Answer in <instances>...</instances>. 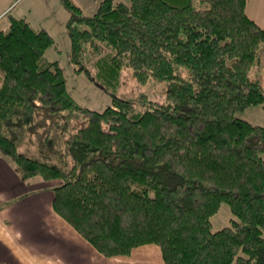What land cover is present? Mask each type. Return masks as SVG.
Segmentation results:
<instances>
[{"label": "trees", "instance_id": "16d2710c", "mask_svg": "<svg viewBox=\"0 0 264 264\" xmlns=\"http://www.w3.org/2000/svg\"><path fill=\"white\" fill-rule=\"evenodd\" d=\"M59 2L72 70L111 103L80 106L58 61L45 60L53 37L10 17L0 30V152L23 179L61 180L54 212L105 257L153 244L164 264H264V127L234 115L264 109V87L249 77L264 29L247 0H101L91 14ZM123 67L140 84L166 80V100L140 96L137 111L116 96ZM30 135L46 147L38 157L21 151ZM222 202L237 220L213 232Z\"/></svg>", "mask_w": 264, "mask_h": 264}, {"label": "crops", "instance_id": "0c3cea01", "mask_svg": "<svg viewBox=\"0 0 264 264\" xmlns=\"http://www.w3.org/2000/svg\"><path fill=\"white\" fill-rule=\"evenodd\" d=\"M21 1L0 0V21L5 17L22 18L33 29L51 34L50 20L46 21L50 18L49 7L59 1L26 0L20 4ZM100 1L75 4L82 11L84 4L88 11L94 12ZM246 14L264 29V0H247ZM55 186L41 178L23 179L0 153V264H163L160 249L155 245L137 247L131 256L101 255L54 212Z\"/></svg>", "mask_w": 264, "mask_h": 264}, {"label": "rangeland", "instance_id": "374dc122", "mask_svg": "<svg viewBox=\"0 0 264 264\" xmlns=\"http://www.w3.org/2000/svg\"><path fill=\"white\" fill-rule=\"evenodd\" d=\"M26 0L21 1L20 4H23ZM59 1V0H58ZM75 2H85L86 0H74ZM128 2L129 0H116ZM51 3L49 24L51 27V36L53 37L57 48H49L45 53L46 61H58L59 66L63 70L64 78L67 85V90L71 97L82 107L102 111L108 107L111 103L110 96L107 93L103 92L97 86L91 84L88 79L83 74H78L74 72L69 61V40L66 34L65 23L68 20L69 14L60 4V2L55 1ZM76 2V3H77ZM17 2V8L20 6ZM86 6H82L84 13L91 14L93 11H88ZM257 10L259 11L258 5ZM35 13V11L33 10ZM263 15V13H261ZM61 18V20L59 19ZM10 17H5L0 21V30H7L9 26ZM7 21V24L5 22ZM46 22V23H47ZM61 22V23H60ZM63 22L64 26H63ZM249 77L252 80H258L261 85L264 87V58L261 57L260 63H256L253 68L249 71ZM168 82L163 79L149 78L145 83L140 84L135 79L132 70L129 67H123L120 73L119 85L115 89L116 96L123 97L125 99L132 100L136 104V110L142 111L144 107H141L138 104V100L141 97H147L148 99L162 103L166 100V91H167ZM235 117L244 119L254 125L264 127V109L262 105H251L244 109L243 111H237L234 113ZM47 128H38L37 133L46 134ZM29 148L31 152L29 156L38 157L41 150L45 151L46 147L43 145L42 141L37 139L36 136H27L25 143L21 146V151L26 153V149ZM1 153V152H0ZM3 156V154L1 153ZM261 158L264 159V152L260 154ZM7 158V157H6ZM15 169L18 171L15 162L10 158H7ZM246 169V168H245ZM246 172V170H244ZM19 173V172H18ZM20 175V173H19ZM21 176V175H20ZM254 175L250 173V178L254 179ZM28 178H41L42 180L48 181L50 184L59 185L61 180L58 179H45L39 175L28 177ZM26 178V179H28ZM248 208H245L246 211ZM254 209V206H253ZM232 220H237L236 217L232 215L229 204L222 202L217 208L216 213L211 217V231H217L223 227L231 225ZM264 238V232H262ZM153 245V244H146ZM143 246V245H142ZM156 246V245H155ZM140 247V246H139ZM158 247V246H157ZM137 248V247H136ZM135 249V248H134ZM133 249V250H134ZM132 250V251H133ZM132 251L129 255H117V256H131ZM116 257V256H113ZM134 257L138 258V253L134 254ZM163 262V261H162ZM164 264V263H163Z\"/></svg>", "mask_w": 264, "mask_h": 264}]
</instances>
